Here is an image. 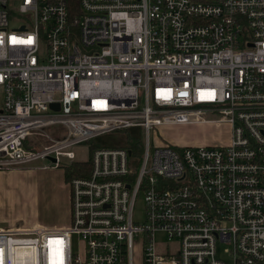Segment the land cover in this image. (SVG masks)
Here are the masks:
<instances>
[{"label":"built area","instance_id":"1","mask_svg":"<svg viewBox=\"0 0 264 264\" xmlns=\"http://www.w3.org/2000/svg\"><path fill=\"white\" fill-rule=\"evenodd\" d=\"M208 123L229 144L151 148L152 128ZM132 128L137 169L90 147ZM38 159L89 171L66 228L0 227V264H264V0H0V169Z\"/></svg>","mask_w":264,"mask_h":264},{"label":"rangeland","instance_id":"2","mask_svg":"<svg viewBox=\"0 0 264 264\" xmlns=\"http://www.w3.org/2000/svg\"><path fill=\"white\" fill-rule=\"evenodd\" d=\"M19 0H8V6L15 8ZM209 119H212L211 117ZM48 134L54 138H60L65 130L61 126H53L47 129ZM231 126L226 123L191 124L180 126H162L152 128L150 131L151 148L154 147H186V146H210L223 147L229 144ZM118 135V134H117ZM143 134H141L140 145L136 148V155L132 156L134 169L143 155ZM30 145L40 148L49 143L40 136L28 139ZM95 144H91L92 147ZM79 161L88 159L86 145H80L72 149ZM74 163V162H73ZM70 163V164H73ZM67 161H62L58 167H52L46 159H38L11 169L1 170V176L17 174V180L12 181L10 192L2 197L0 192V227L22 225L25 221L38 220L41 227L48 229H64L69 226L70 221V180L73 176L67 177ZM9 173V174H8ZM9 188V187H7ZM144 214L143 197L138 195L133 220L142 223ZM53 226V227H48ZM158 243L164 239L160 234L155 237ZM227 246L218 247V255L225 261L228 255L225 251ZM138 264V262H137Z\"/></svg>","mask_w":264,"mask_h":264},{"label":"trees","instance_id":"3","mask_svg":"<svg viewBox=\"0 0 264 264\" xmlns=\"http://www.w3.org/2000/svg\"><path fill=\"white\" fill-rule=\"evenodd\" d=\"M75 10V11H73ZM73 16L76 14V5H72ZM118 134V135H117ZM142 131L138 128H132L125 131H119L113 134L104 135L99 138L92 140L91 143L95 144L92 147H110V148H128L132 151L133 155H136V148L140 145V137ZM25 143V147H29ZM83 167V168H81ZM82 171L86 174L89 171L88 164L81 165L78 162H74L69 166H66L65 174L69 178L71 176L79 175V172Z\"/></svg>","mask_w":264,"mask_h":264},{"label":"crops","instance_id":"4","mask_svg":"<svg viewBox=\"0 0 264 264\" xmlns=\"http://www.w3.org/2000/svg\"><path fill=\"white\" fill-rule=\"evenodd\" d=\"M0 174H4V173L0 172ZM17 174L18 173H16V175L15 174H9L6 176H4L5 175L4 174L3 176L0 177V192H1L2 197H5V195L8 192L11 193L12 190H10V186H12V181L17 180ZM12 179H14V180H12ZM7 187H9V188H7ZM39 224H40V222L36 219L34 221H31V222L25 221L24 224H22V225H14V226L12 225V226H8L6 228H8V229H22V228L33 227V226H36ZM48 227H53V226H48Z\"/></svg>","mask_w":264,"mask_h":264},{"label":"water","instance_id":"5","mask_svg":"<svg viewBox=\"0 0 264 264\" xmlns=\"http://www.w3.org/2000/svg\"><path fill=\"white\" fill-rule=\"evenodd\" d=\"M52 108H55V109H58V105H52L51 106ZM130 154V153H129ZM50 162H52V163H55V160L54 159H51V158H49L48 159Z\"/></svg>","mask_w":264,"mask_h":264},{"label":"bare ground","instance_id":"6","mask_svg":"<svg viewBox=\"0 0 264 264\" xmlns=\"http://www.w3.org/2000/svg\"><path fill=\"white\" fill-rule=\"evenodd\" d=\"M15 264H18V261L17 260L15 261ZM27 264H31V256H29L27 258Z\"/></svg>","mask_w":264,"mask_h":264}]
</instances>
